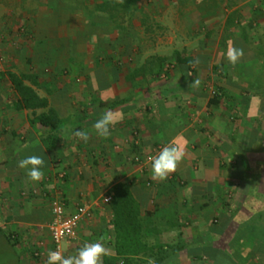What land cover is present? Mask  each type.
Segmentation results:
<instances>
[{"label": "crops", "instance_id": "1", "mask_svg": "<svg viewBox=\"0 0 264 264\" xmlns=\"http://www.w3.org/2000/svg\"><path fill=\"white\" fill-rule=\"evenodd\" d=\"M10 21L24 31H5ZM167 29L182 37L177 46L160 40ZM233 47L243 50L235 64L226 55ZM0 52V264H47L53 197L66 216L80 205L90 211L63 256L95 242L115 256L111 202L123 181L132 183L144 241L183 245L165 264H197L193 252L205 249L209 264H229L213 253L241 216L264 209V0H0ZM177 53L191 59L188 69ZM9 74L46 106L17 107ZM108 112L114 122L102 137L93 125ZM39 113L60 119L56 139L33 121ZM173 143L184 156L164 180L153 178L152 160H132ZM32 155L44 161L36 182L19 167ZM224 215L215 233L211 222Z\"/></svg>", "mask_w": 264, "mask_h": 264}, {"label": "trees", "instance_id": "2", "mask_svg": "<svg viewBox=\"0 0 264 264\" xmlns=\"http://www.w3.org/2000/svg\"><path fill=\"white\" fill-rule=\"evenodd\" d=\"M175 61L176 63L185 64L187 66L186 69L191 65V59L181 57L178 53L175 55ZM8 76L20 96L16 102L17 107L33 108L46 106V101L39 98L32 88L24 85L20 77L14 74H9ZM212 100L216 101L215 99ZM33 121L49 128L50 133L47 135L49 140L57 138L61 121L54 113H39ZM130 188L131 186L125 183L117 184L114 187L115 195L111 203L114 212L113 228L115 231L116 254L115 256H104L103 264L168 263L174 258L175 254H178V251L183 249V245L180 242L162 243L156 241L148 244L144 241L146 233L139 217L138 203L131 196ZM228 221L229 219L225 215L220 221L221 224L218 223L217 219L212 220V230L215 233L222 234ZM219 224L221 225L220 227H218ZM239 224L237 231L227 242V247L219 248L213 254L215 256L220 255L229 264H264V209L241 216ZM171 230L175 231L176 236H180V233H178L180 232V224L177 225V228L172 226ZM155 231L157 232L156 229ZM239 247L242 249L248 248V254L243 256L239 252ZM139 254L142 255V258H135ZM211 254L212 252L209 249H205L202 252L201 250L193 252L194 259L192 261L194 263L198 262L197 264H209V256Z\"/></svg>", "mask_w": 264, "mask_h": 264}, {"label": "clouds", "instance_id": "3", "mask_svg": "<svg viewBox=\"0 0 264 264\" xmlns=\"http://www.w3.org/2000/svg\"><path fill=\"white\" fill-rule=\"evenodd\" d=\"M229 63L235 64L243 55V50L239 48H229L227 51ZM198 62V61H197ZM193 86L198 87L199 80L192 81ZM114 122L113 115L108 112L98 119L93 127L97 135L107 137L110 135L109 126ZM74 135L86 139L87 134L84 131L77 130ZM184 156V149L181 145L173 143L171 146H165L160 153L153 157L151 162L152 175L154 179L164 180L168 175L175 171L178 163ZM44 161L40 156L32 155L22 159L19 167L26 169L27 176L33 182L39 181L43 175L42 167ZM106 255V248L103 243L95 242L86 244L78 251L76 256L65 257L59 251H50L48 254L47 264H102V257Z\"/></svg>", "mask_w": 264, "mask_h": 264}, {"label": "built area", "instance_id": "4", "mask_svg": "<svg viewBox=\"0 0 264 264\" xmlns=\"http://www.w3.org/2000/svg\"><path fill=\"white\" fill-rule=\"evenodd\" d=\"M215 94V91H212ZM134 160H142L140 156H135ZM151 157H146V161H151ZM110 196L103 197L104 202H109ZM51 219L48 223V231L53 245V251H59L63 255V243L75 239L77 228L83 217L90 215V211L85 206H78L75 211L66 216L64 212V203L59 197H53L50 201Z\"/></svg>", "mask_w": 264, "mask_h": 264}, {"label": "rangeland", "instance_id": "5", "mask_svg": "<svg viewBox=\"0 0 264 264\" xmlns=\"http://www.w3.org/2000/svg\"><path fill=\"white\" fill-rule=\"evenodd\" d=\"M178 1H180V0H175V2H178ZM81 1H79L78 2V6L79 5H81V3H80ZM22 6V5H21ZM19 20V19H18ZM11 22V21H10ZM160 24H162V22L160 23ZM24 29H25V26L22 24V23H19V21H14V23H12L11 22V24L9 25V27H8V29L7 30H5V31H12V33H14V34H16V33H22L23 31H24ZM163 33H166V34H163ZM2 37H4V38H8V37H5V36H2ZM144 37H146V35H144ZM169 37H171V38H173V39H175V43H174V46H177V40H179L180 38H182V37H179L178 36V34H177V36L175 37L174 36V34L173 33H171V30L170 31H168V29L167 30H165V31H162V35L161 36H159V38H160V40L161 41H164V40H166V39H168ZM11 38V37H10ZM150 38H152V37H150ZM149 38V39H150ZM186 38H189V37H187L186 36ZM193 38V37H192ZM152 43V45L154 46V41H153V38H152V40L149 42V43H147V41L145 42V43H143L142 42V44H141V47L144 49V50H146L147 48H146V45L147 44H151ZM178 44H179V42H178ZM169 53V52H168ZM146 54V52L144 51V54H143V56ZM0 63H1V65H3L4 64V61H6V55H4L3 53H1L0 52ZM168 62V61H167ZM173 62V61H172ZM172 62H168V64H166V66H167V68L168 67H170V65H171V63ZM166 63V62H165ZM165 66V67H166ZM0 68H2V66H0ZM166 74V70L163 68V70H162V72H161V75L160 76H164ZM135 156H139V154L138 155H134L133 157H132V160H133V162H136L135 160H134V158H135ZM147 157V156H146ZM146 157H145V159L144 160H140L139 162H137L139 165H140V167L141 166H143L144 165V163H143V161H146ZM148 162V161H147ZM143 168V167H142ZM143 170V169H142ZM149 182V185H148V187H150L151 186V181H148ZM121 183H125V184H129L130 186H131V182H125V181H123V182H121ZM136 183H141L140 182V180H138V182H136ZM147 184L148 183H146V182H143V186H147ZM242 214V213H241ZM213 219H215V217L213 218Z\"/></svg>", "mask_w": 264, "mask_h": 264}]
</instances>
